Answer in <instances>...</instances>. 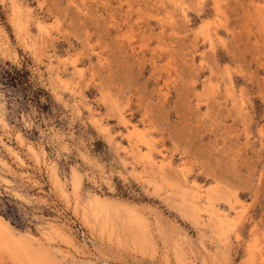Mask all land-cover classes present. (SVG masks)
Returning a JSON list of instances; mask_svg holds the SVG:
<instances>
[{
  "label": "rangeland",
  "instance_id": "obj_1",
  "mask_svg": "<svg viewBox=\"0 0 264 264\" xmlns=\"http://www.w3.org/2000/svg\"><path fill=\"white\" fill-rule=\"evenodd\" d=\"M0 216L47 264H264V0H0Z\"/></svg>",
  "mask_w": 264,
  "mask_h": 264
},
{
  "label": "bare ground",
  "instance_id": "obj_2",
  "mask_svg": "<svg viewBox=\"0 0 264 264\" xmlns=\"http://www.w3.org/2000/svg\"><path fill=\"white\" fill-rule=\"evenodd\" d=\"M53 177V176H52ZM54 179H55V177H54ZM184 185H186V184H184ZM185 193V192H184ZM201 196V195H200ZM185 197V196H184ZM195 198V197H194ZM193 199V198H192ZM196 199V198H195ZM185 201H186V199H185ZM193 202V201H192ZM191 203V202H190ZM187 205H190V207H191V204H189V203H187ZM193 205V204H192ZM198 205V204H197ZM101 206V205H100ZM105 206H106V204H105ZM194 206V205H193ZM107 207V206H106ZM115 208V207H114ZM125 208V207H124ZM192 208V207H191ZM99 209V208H98ZM105 209H107V208H105ZM120 209V208H119ZM119 209H117L118 210V212H119ZM199 209V208H198ZM113 210V209H112ZM131 210V209H130ZM190 211H192V210H190ZM194 211V210H193ZM199 211V210H198ZM99 212V211H98ZM104 212H106V211H104ZM107 212H108V210H107ZM117 212V213H118ZM132 212V211H131ZM134 212V211H133ZM111 213V212H110ZM120 213V212H119ZM132 214V213H131ZM130 214V215H131ZM194 214H196L195 212H194ZM95 215V214H94ZM96 215H98V214H96ZM107 215V213L105 214V216ZM119 215V214H118ZM104 216V217H105ZM83 217H85V216H83ZM107 217V216H106ZM105 217V218H106ZM98 220H100L101 218H98V217H96ZM104 218V219H105ZM108 218V217H107ZM128 218H131L130 216L128 217ZM128 218H127V220L126 221H129V220H132V219H129L128 220ZM109 219V218H108ZM138 219L139 218H137V220H136V218L135 219H133V220H136L135 222L137 223L138 222ZM96 220V219H95ZM107 222H109V221H111L110 219H109V221L108 220H106ZM113 221V220H112ZM95 222H97V221H95ZM140 222V221H139ZM90 223V222H89ZM98 223V222H97ZM104 223V222H103ZM135 223V224H136ZM113 224V223H112ZM112 224H110V226L112 225ZM216 224V223H215ZM97 225H99V224H97ZM102 224L100 223V226H101ZM104 225H105V223H104ZM106 225H107V227L109 226V224H107L106 223ZM115 224H113V226H114ZM127 226V225H126ZM125 226V227H126ZM137 226V225H136ZM124 227V226H123ZM129 227V230H130V226H128ZM139 227H141L140 226V224H139ZM109 228V231H110V227H108ZM107 228V229H108ZM138 228V227H137ZM53 229V228H52ZM101 229H103V228H101ZM106 229V228H105ZM115 229H116V227H115ZM139 229V228H138ZM54 230V229H53ZM52 230V231H53ZM104 230V229H103ZM128 230V231H129ZM55 232H57L58 231V229L57 230H54ZM108 231V230H107ZM103 232V231H102ZM122 232V231H121ZM15 233V232H14ZM59 234H62V232H58ZM130 233V232H129ZM124 234V233H123ZM136 234V233H135ZM141 234V233H140ZM28 235V234H27ZM27 235H21V236H15L14 234H13V232H12V230H11V228H10V226H9V224H8V222L3 218V217H1L0 216V251L3 253V254H7V255H9V256H11L12 258L14 257V258H17V259H21L22 260V263L23 264H47V261H46V259H44V256H43V251L42 250H40V248H38V249H35L34 247H33V244H32V239H29L28 237H27ZM44 235V234H43ZM102 235V234H101ZM32 238H35V237H33V236H31ZM60 237V236H59ZM62 237H66V236H64V234H62ZM67 238V237H66ZM65 238V240L64 241H66V242H68L67 241V239ZM136 239V238H135ZM35 240V239H34ZM37 240V239H36ZM142 240V239H141ZM40 242V241H39ZM134 243V242H133ZM142 243V242H141ZM144 245V244H143ZM138 246V245H137ZM140 246V245H139ZM48 259V258H47ZM49 261V260H48ZM16 262H17V260H16ZM17 263H21V262H17Z\"/></svg>",
  "mask_w": 264,
  "mask_h": 264
}]
</instances>
